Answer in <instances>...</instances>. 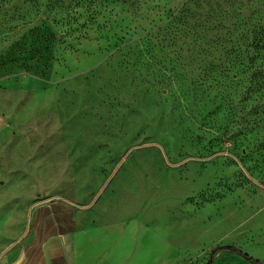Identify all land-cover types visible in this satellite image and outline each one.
Masks as SVG:
<instances>
[{
  "label": "rangeland",
  "instance_id": "374dc122",
  "mask_svg": "<svg viewBox=\"0 0 264 264\" xmlns=\"http://www.w3.org/2000/svg\"><path fill=\"white\" fill-rule=\"evenodd\" d=\"M263 29L264 0H0V258L51 213L114 264L264 261Z\"/></svg>",
  "mask_w": 264,
  "mask_h": 264
},
{
  "label": "crops",
  "instance_id": "0c3cea01",
  "mask_svg": "<svg viewBox=\"0 0 264 264\" xmlns=\"http://www.w3.org/2000/svg\"><path fill=\"white\" fill-rule=\"evenodd\" d=\"M51 215L44 216L35 245L27 248L26 252L16 250L6 253L0 258V264H95V258L102 255L104 257L97 264H114V258H118L119 262L124 260L120 261V256H124V253L118 254L119 247L115 246L117 242L109 239L106 242L109 246H100L104 245L100 241L105 237L104 232L62 229L69 225L68 219H63L67 214L59 216L60 224L55 228L56 222ZM135 255L137 258L134 259V264H140L139 251ZM128 264H131V257Z\"/></svg>",
  "mask_w": 264,
  "mask_h": 264
},
{
  "label": "trees",
  "instance_id": "16d2710c",
  "mask_svg": "<svg viewBox=\"0 0 264 264\" xmlns=\"http://www.w3.org/2000/svg\"><path fill=\"white\" fill-rule=\"evenodd\" d=\"M261 37L262 38L264 37L263 34L261 35ZM223 251H227V252H230V253H234V254L240 255V256L244 257L247 261L251 262L252 264H264V261L261 258L254 257V256L248 254L242 248H240V247H238L237 245H234V244H225V245L216 246L213 249V251L211 252L210 260H209L208 264H213L215 256L218 253L223 252Z\"/></svg>",
  "mask_w": 264,
  "mask_h": 264
},
{
  "label": "bare ground",
  "instance_id": "6f19581e",
  "mask_svg": "<svg viewBox=\"0 0 264 264\" xmlns=\"http://www.w3.org/2000/svg\"><path fill=\"white\" fill-rule=\"evenodd\" d=\"M29 78L28 77H25V78H21V79H16V78H12V80H10L9 82L10 83H17V84H20V85H27L29 84Z\"/></svg>",
  "mask_w": 264,
  "mask_h": 264
}]
</instances>
